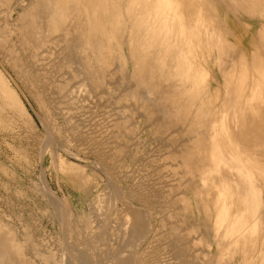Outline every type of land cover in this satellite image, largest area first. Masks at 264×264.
Listing matches in <instances>:
<instances>
[{"label": "rangeland", "instance_id": "obj_1", "mask_svg": "<svg viewBox=\"0 0 264 264\" xmlns=\"http://www.w3.org/2000/svg\"><path fill=\"white\" fill-rule=\"evenodd\" d=\"M36 2L41 0H0V75L15 88L27 114L9 110L0 100V226L11 228V241L24 251L19 261L26 257L30 264H85L86 259L90 264H212L210 240L198 224L201 214L189 187V156L182 151L192 137L190 130L187 136L183 132L184 119L167 128L160 113L151 115L144 97L142 101L135 94L136 75L131 77V67L122 64L121 56L97 87L83 73L75 74L66 40L59 49L61 62L54 60L51 73L40 76L38 62L21 39L27 21L22 13ZM222 24L227 39H234L229 23ZM59 30L48 37H57ZM209 35L211 42L214 30ZM9 54L29 64L46 100L40 101L21 82L6 62ZM212 60L215 57L208 62ZM213 67L212 89L224 92L221 71ZM162 122L166 125L158 131ZM186 197L192 206L183 217ZM86 233L96 236L90 240ZM181 247L185 261L177 256Z\"/></svg>", "mask_w": 264, "mask_h": 264}, {"label": "bare ground", "instance_id": "obj_2", "mask_svg": "<svg viewBox=\"0 0 264 264\" xmlns=\"http://www.w3.org/2000/svg\"><path fill=\"white\" fill-rule=\"evenodd\" d=\"M29 8L22 13L27 21L21 39L38 62L40 76L46 78L55 68L52 64L59 61V49L66 40L67 59L77 70L75 74L83 73L97 87L121 56L122 64L131 67V77L137 76L135 94L144 97L151 115L160 113L167 124H158V131L164 124L169 128L186 122L183 132L192 133V137L182 151L189 156L193 182L189 187H193V201L201 214L198 224L210 240L211 263L264 264V0H41ZM66 21L67 27H61ZM226 22L235 37L230 36V41L222 24ZM58 29H64L63 33L58 31L60 34L50 39L48 35ZM211 29L215 35L210 42ZM203 36H207L205 41ZM49 43L51 50L46 49ZM8 56L7 64L43 102L42 84L32 78L29 64ZM212 57L215 60L210 64ZM212 65L221 71L217 75L224 80V92L212 89ZM2 75L0 100L6 108L27 116L21 97ZM65 97L67 100L70 95ZM186 129L190 131L186 133ZM186 200L183 217L192 206L191 199ZM11 236V228L0 226V264H28L31 260L26 257L19 261L24 251ZM178 240L174 243L179 244ZM177 252L175 255L184 260V249ZM83 262L90 264L87 259Z\"/></svg>", "mask_w": 264, "mask_h": 264}]
</instances>
